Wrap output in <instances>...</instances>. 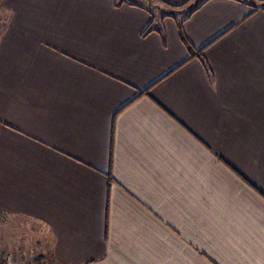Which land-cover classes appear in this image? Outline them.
Segmentation results:
<instances>
[{"label":"crops","instance_id":"1","mask_svg":"<svg viewBox=\"0 0 264 264\" xmlns=\"http://www.w3.org/2000/svg\"><path fill=\"white\" fill-rule=\"evenodd\" d=\"M6 253L264 264V5L0 0Z\"/></svg>","mask_w":264,"mask_h":264},{"label":"built area","instance_id":"2","mask_svg":"<svg viewBox=\"0 0 264 264\" xmlns=\"http://www.w3.org/2000/svg\"><path fill=\"white\" fill-rule=\"evenodd\" d=\"M0 260L2 264H34V263H27L16 260L15 256L8 253L3 256H0Z\"/></svg>","mask_w":264,"mask_h":264},{"label":"trees","instance_id":"3","mask_svg":"<svg viewBox=\"0 0 264 264\" xmlns=\"http://www.w3.org/2000/svg\"><path fill=\"white\" fill-rule=\"evenodd\" d=\"M123 1H124V0H123ZM253 1H254V3L257 2V3H260V4L264 5V0H253ZM253 6H254V9L257 8L256 5H253ZM152 27H153V26H150V27H149V30L153 29ZM183 40H184L185 43L187 44L188 49L190 50L191 54H192V55L197 54V53L195 52V50L193 49L192 45H191V44H190V43H189L184 37H183ZM0 261H2V260H0ZM0 264H2V263L0 262Z\"/></svg>","mask_w":264,"mask_h":264},{"label":"rangeland","instance_id":"4","mask_svg":"<svg viewBox=\"0 0 264 264\" xmlns=\"http://www.w3.org/2000/svg\"><path fill=\"white\" fill-rule=\"evenodd\" d=\"M6 254H8V253H6ZM10 254H12V253H10ZM5 255V254H4ZM13 255V254H12ZM15 256V255H14ZM15 258H16V260H18V261H22V262H26L27 261V263H34V264H38V262H37V260L35 259V260H30V261H28L27 259H23V260H19L16 256H15ZM41 264V263H40Z\"/></svg>","mask_w":264,"mask_h":264}]
</instances>
